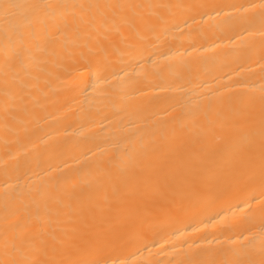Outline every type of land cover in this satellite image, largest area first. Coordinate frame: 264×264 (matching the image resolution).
I'll use <instances>...</instances> for the list:
<instances>
[{"label": "bare ground", "instance_id": "obj_1", "mask_svg": "<svg viewBox=\"0 0 264 264\" xmlns=\"http://www.w3.org/2000/svg\"><path fill=\"white\" fill-rule=\"evenodd\" d=\"M261 3L0 0V264H264Z\"/></svg>", "mask_w": 264, "mask_h": 264}, {"label": "snow or ice", "instance_id": "obj_2", "mask_svg": "<svg viewBox=\"0 0 264 264\" xmlns=\"http://www.w3.org/2000/svg\"><path fill=\"white\" fill-rule=\"evenodd\" d=\"M11 5H5V7H10ZM262 8H264V0H262V3H261V5H260ZM48 7H51V6H48ZM10 264H17V262L16 261H12V262H10Z\"/></svg>", "mask_w": 264, "mask_h": 264}]
</instances>
